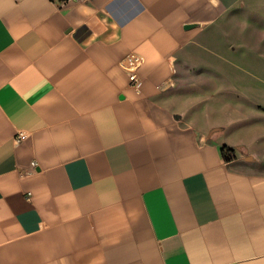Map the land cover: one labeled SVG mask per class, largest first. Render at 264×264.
<instances>
[{
	"label": "crops",
	"instance_id": "obj_1",
	"mask_svg": "<svg viewBox=\"0 0 264 264\" xmlns=\"http://www.w3.org/2000/svg\"><path fill=\"white\" fill-rule=\"evenodd\" d=\"M233 3L0 0V264H264V171L161 98Z\"/></svg>",
	"mask_w": 264,
	"mask_h": 264
},
{
	"label": "rangeland",
	"instance_id": "obj_2",
	"mask_svg": "<svg viewBox=\"0 0 264 264\" xmlns=\"http://www.w3.org/2000/svg\"><path fill=\"white\" fill-rule=\"evenodd\" d=\"M230 5L219 37L179 62L161 98L231 147L226 157L264 171V0Z\"/></svg>",
	"mask_w": 264,
	"mask_h": 264
},
{
	"label": "trees",
	"instance_id": "obj_3",
	"mask_svg": "<svg viewBox=\"0 0 264 264\" xmlns=\"http://www.w3.org/2000/svg\"><path fill=\"white\" fill-rule=\"evenodd\" d=\"M226 149H227L228 151H232V148H231V147H227L226 145H224L223 148H222V150H223V152H224V156H225V157H226V155H225V150H226ZM226 159L229 160V159H231V158L226 157Z\"/></svg>",
	"mask_w": 264,
	"mask_h": 264
},
{
	"label": "built area",
	"instance_id": "obj_4",
	"mask_svg": "<svg viewBox=\"0 0 264 264\" xmlns=\"http://www.w3.org/2000/svg\"><path fill=\"white\" fill-rule=\"evenodd\" d=\"M130 77H131L132 80H136V74H135V73H132V74L130 75Z\"/></svg>",
	"mask_w": 264,
	"mask_h": 264
},
{
	"label": "water",
	"instance_id": "obj_5",
	"mask_svg": "<svg viewBox=\"0 0 264 264\" xmlns=\"http://www.w3.org/2000/svg\"><path fill=\"white\" fill-rule=\"evenodd\" d=\"M194 26H195L194 24H187L186 28H191V27H194Z\"/></svg>",
	"mask_w": 264,
	"mask_h": 264
}]
</instances>
